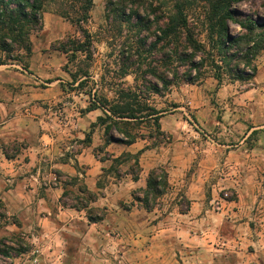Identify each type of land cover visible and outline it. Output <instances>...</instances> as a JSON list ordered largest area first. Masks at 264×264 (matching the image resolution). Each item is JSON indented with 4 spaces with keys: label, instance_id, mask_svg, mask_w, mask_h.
I'll list each match as a JSON object with an SVG mask.
<instances>
[{
    "label": "crops",
    "instance_id": "0c3cea01",
    "mask_svg": "<svg viewBox=\"0 0 264 264\" xmlns=\"http://www.w3.org/2000/svg\"><path fill=\"white\" fill-rule=\"evenodd\" d=\"M32 49L27 71L0 65V199L40 247L37 262L19 264H264V56L253 88L242 90L239 80L219 85L213 73L201 79L187 99L193 117L182 105L169 111L166 100L155 103L161 131L173 137L168 146L151 147L147 138L109 144L113 158L143 152L135 179L124 164L108 171L113 163L95 154L106 139L97 119L110 114L86 112L84 95L64 91L73 81L63 70L67 56L43 51L34 39ZM51 102L64 108L53 111ZM20 141L11 156L3 150ZM156 168L168 176L162 201H175L166 214L131 206ZM225 191L232 200L216 212Z\"/></svg>",
    "mask_w": 264,
    "mask_h": 264
},
{
    "label": "rangeland",
    "instance_id": "374dc122",
    "mask_svg": "<svg viewBox=\"0 0 264 264\" xmlns=\"http://www.w3.org/2000/svg\"><path fill=\"white\" fill-rule=\"evenodd\" d=\"M90 1L91 4H89ZM43 3L38 23L27 28L31 43L34 39L36 45L43 51L54 52L53 46L57 49L66 45L68 40L83 42L82 30H86L91 36V53L89 55L81 52L70 54L72 62L69 63L68 60L69 64H65L69 73L76 75L77 80L84 81V86L82 88L78 85L72 86L74 84L72 81L63 86L66 93H80L89 102L93 98L102 100L107 103L108 107L133 101L139 108L148 106L155 109L153 106L155 103L160 104L161 100H166L169 111L182 105L185 108L183 112L186 117H193L192 103L187 99H191L192 88L201 79H205L213 73L211 62L206 59L205 54L200 53L196 58V63L205 60L204 66L198 71L190 69L189 63L183 59L184 53L187 52L184 33H179L176 37L159 43L158 39L162 38V30L166 29L169 17L176 12L178 6H182L187 17L188 28L193 32L196 41L209 48L207 14L211 0H43ZM233 7L239 13L237 22L229 23L230 33L233 36L244 37L247 35L243 24L247 25L248 19L264 20V0H248L237 3ZM84 17L87 20L77 24L78 19ZM262 33L261 29L257 30L252 43L259 42ZM170 40L174 41V45L171 47L168 44ZM7 44L13 48L14 52L9 55L0 51V55L4 59L7 61L12 59L11 63L19 66L27 61L25 52L20 50L17 44L14 45L10 40L7 41ZM189 54H191L190 51ZM263 56L264 48L257 53L252 66L242 64L240 70L251 72L261 63L260 60ZM71 79L73 78L71 77ZM223 79L224 81H233L226 72L223 73ZM165 80L169 83V88L163 85ZM239 82L242 90L253 88L256 84L255 78L251 82ZM153 85H157L160 92L156 91ZM45 87L44 84L40 86L41 89ZM180 98H183V102H176ZM64 103L51 102V108L53 111H60L64 108ZM129 123L130 131L137 136L136 141L147 138L152 142L151 147H165L173 141V137L162 132L161 127L160 132L158 131L153 119ZM112 135L116 139L130 140L129 136L117 128L112 129ZM21 143V141L8 143L3 147V150L8 146L7 155L11 156L10 152H17ZM108 145L106 136L103 143L95 149V154L101 160L113 163L108 171H116L117 166L124 164L125 167H129L134 178H137L141 170L140 159L143 152L135 155L123 153L118 158H113V153L105 151ZM1 146L0 144V149ZM136 157H138L139 165L136 164ZM158 169L166 171L165 168ZM67 183L77 184L69 179ZM83 187L80 185L79 191L86 195L87 192L81 190ZM74 194L76 195L72 190L67 192V196ZM225 194H228V197H225ZM136 195H138L137 192ZM93 197L90 194L84 196L87 201L92 200ZM232 197V192L225 191L216 201V203L222 204V211H224L225 203L232 200ZM159 198H156L155 203L151 204H153V208L164 210L163 213L166 214L175 201L171 195L164 198L163 201L162 198ZM78 202L81 204V201ZM179 203L181 210L188 209L186 200L182 198ZM216 203L213 205L214 211L222 212L215 209ZM115 235L117 237V233ZM28 237L29 235L21 228L19 218L10 216L5 204L0 199V241L5 242L10 254V257L0 254V264H19L22 258L38 261L40 252L34 254V251L36 249L40 251V247L31 244ZM118 260L121 262L120 257Z\"/></svg>",
    "mask_w": 264,
    "mask_h": 264
},
{
    "label": "trees",
    "instance_id": "16d2710c",
    "mask_svg": "<svg viewBox=\"0 0 264 264\" xmlns=\"http://www.w3.org/2000/svg\"><path fill=\"white\" fill-rule=\"evenodd\" d=\"M246 1L248 0H211V6L207 14L210 39L209 48L196 41L193 32L188 28L187 17L182 6H178L176 12L172 13L169 17L166 29L162 30V38L158 39V43L176 37L179 33H184L186 36L185 47L188 54L185 52L183 59L189 63L192 71H198L204 66L205 60H201V63H196L197 56L203 53L206 55V59L210 60L211 69L219 85L224 81V72H226L232 80L237 79L243 82H251L255 78L256 68L248 73L241 71L240 66L242 64L252 66L253 59L257 56V53L264 48V20L253 21L252 19H248L247 25L243 24V27L247 30V35L244 37L231 35L229 25L230 22H237V15L239 14L238 11L234 9L233 5ZM43 4V0H0V51L10 55L14 50L7 44V41L10 40L14 45L17 44V46H19L18 48L25 52L27 61L23 62L21 67L26 71L29 69L30 59L33 55L32 43L29 40L28 36H30V34L27 28L38 23L39 15L41 10H43ZM89 4H91V1ZM86 20V17L78 19L77 24L85 22ZM259 29L263 31L260 35V41L252 43L256 31ZM82 32L84 34L83 42L68 40L66 45L57 49L53 46L55 51L68 56L69 63L72 62L70 54L81 52L89 55L91 53V36L86 30H82ZM173 43L174 41H168L170 47L174 45ZM189 51L191 54H189ZM12 61V59H8L7 61L0 55V65H12ZM63 70L69 73L67 65L63 67ZM69 74L73 78V81H77L76 75ZM163 85L169 88V83L166 80L163 81ZM78 86L82 88L84 86V81L80 80ZM153 86L156 91L160 92L157 85ZM97 109L106 110V112L110 114L108 115L105 113V116H101L97 119V123L105 127L108 144L112 142L126 145L134 144L137 136L130 131L129 122H143L159 113L157 110L149 108L148 106L139 108L133 101H127L115 107H108L105 101L93 98L86 112ZM159 119L160 117L158 115L153 118V121L155 127L160 132ZM95 125L92 124L91 128ZM113 128H117L120 132L129 136L130 140L125 141L123 139L114 138L112 135ZM91 137V134H89L86 141L87 143L91 142ZM137 158L138 157L135 158L136 164L139 165ZM168 188L169 183L166 171L158 168L154 169L149 172L147 187L141 192L144 194V197L141 198L135 193L133 197L134 202L131 206L137 202L142 203L147 210H151L153 209V204L151 203H155L156 198L163 196ZM81 190L87 192L85 187L81 188ZM95 220L93 216H90V221ZM97 220H100V218H97ZM8 249L5 242L0 241V254L10 257Z\"/></svg>",
    "mask_w": 264,
    "mask_h": 264
},
{
    "label": "built area",
    "instance_id": "2783aa9c",
    "mask_svg": "<svg viewBox=\"0 0 264 264\" xmlns=\"http://www.w3.org/2000/svg\"><path fill=\"white\" fill-rule=\"evenodd\" d=\"M49 182L52 183V185H56L57 182H58V179H57V177H54V178L51 179ZM225 197H228V194H225ZM215 209H217V211H222V210H223V206H222V204H221L220 202L216 203V205H215ZM34 254H39V250L36 249V250L34 251ZM36 261H37V260H36Z\"/></svg>",
    "mask_w": 264,
    "mask_h": 264
}]
</instances>
